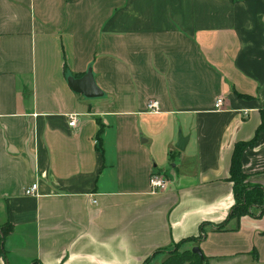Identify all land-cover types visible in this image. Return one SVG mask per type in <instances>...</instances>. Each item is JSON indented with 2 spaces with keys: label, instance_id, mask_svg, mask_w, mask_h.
Here are the masks:
<instances>
[{
  "label": "crops",
  "instance_id": "0c3cea01",
  "mask_svg": "<svg viewBox=\"0 0 264 264\" xmlns=\"http://www.w3.org/2000/svg\"><path fill=\"white\" fill-rule=\"evenodd\" d=\"M87 68L101 96L67 84ZM261 111L264 0H0V264L264 263V129L262 203L231 215L229 179Z\"/></svg>",
  "mask_w": 264,
  "mask_h": 264
},
{
  "label": "trees",
  "instance_id": "16d2710c",
  "mask_svg": "<svg viewBox=\"0 0 264 264\" xmlns=\"http://www.w3.org/2000/svg\"><path fill=\"white\" fill-rule=\"evenodd\" d=\"M264 129V111H261V121L256 129L255 136L248 141H241L235 144L232 151V158L229 166V179L233 184V194L235 203L230 210L231 215L241 216L247 212L248 205L251 203L259 204L262 203V188L260 186H254L247 188L243 180L245 178V173L241 169V151L245 146L252 145L255 142V137L258 131ZM221 227L219 224L218 228ZM7 230H2V234L5 235ZM184 240H194V238L184 239ZM183 242V241H182ZM175 244L177 246L170 255L163 260L162 264H207L206 258L203 257L199 259L198 255L190 250L178 251L180 243ZM148 259L143 261V264H148ZM32 264H42L38 260H35Z\"/></svg>",
  "mask_w": 264,
  "mask_h": 264
},
{
  "label": "water",
  "instance_id": "95a60500",
  "mask_svg": "<svg viewBox=\"0 0 264 264\" xmlns=\"http://www.w3.org/2000/svg\"><path fill=\"white\" fill-rule=\"evenodd\" d=\"M88 70L80 77H67V84L71 87V89L76 93H80L87 98L98 97L102 95L101 89L95 84L92 69L87 68ZM186 137L182 136V134H178V143L176 144L177 149L182 150L185 147ZM192 251L202 257L201 250L195 246L192 248Z\"/></svg>",
  "mask_w": 264,
  "mask_h": 264
},
{
  "label": "built area",
  "instance_id": "2783aa9c",
  "mask_svg": "<svg viewBox=\"0 0 264 264\" xmlns=\"http://www.w3.org/2000/svg\"><path fill=\"white\" fill-rule=\"evenodd\" d=\"M222 98L221 97H217L214 101V108L215 109H220L222 106ZM147 110L149 112L153 111V112H157L158 111V102L156 100H151L150 102H148L147 104ZM69 120H68V125L69 126H74L76 123V119H77V114H69L68 116ZM149 187L151 188V190H163L167 187V179L161 175L160 173L157 172H153L150 177H149ZM37 182L34 181L33 183H31L29 186L25 187V193L27 195H34L37 193Z\"/></svg>",
  "mask_w": 264,
  "mask_h": 264
},
{
  "label": "rangeland",
  "instance_id": "374dc122",
  "mask_svg": "<svg viewBox=\"0 0 264 264\" xmlns=\"http://www.w3.org/2000/svg\"><path fill=\"white\" fill-rule=\"evenodd\" d=\"M94 98V97H93ZM178 136V135H177ZM235 264H247L246 263V261L244 262V261H240V262H238V263H235ZM260 264H264V263H260Z\"/></svg>",
  "mask_w": 264,
  "mask_h": 264
}]
</instances>
